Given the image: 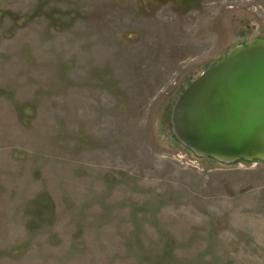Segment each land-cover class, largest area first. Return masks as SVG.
<instances>
[{
    "label": "rangeland",
    "instance_id": "rangeland-1",
    "mask_svg": "<svg viewBox=\"0 0 264 264\" xmlns=\"http://www.w3.org/2000/svg\"><path fill=\"white\" fill-rule=\"evenodd\" d=\"M264 36V0H0V264H264V161L172 131Z\"/></svg>",
    "mask_w": 264,
    "mask_h": 264
},
{
    "label": "water",
    "instance_id": "water-1",
    "mask_svg": "<svg viewBox=\"0 0 264 264\" xmlns=\"http://www.w3.org/2000/svg\"><path fill=\"white\" fill-rule=\"evenodd\" d=\"M171 122L177 139L200 156L264 161V36L236 46L191 81Z\"/></svg>",
    "mask_w": 264,
    "mask_h": 264
}]
</instances>
